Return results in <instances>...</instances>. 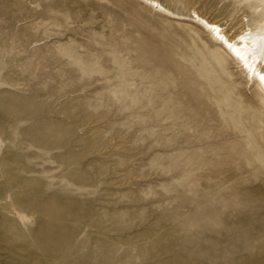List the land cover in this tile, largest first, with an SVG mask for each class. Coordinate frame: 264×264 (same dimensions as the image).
<instances>
[{"label":"rangeland","instance_id":"1","mask_svg":"<svg viewBox=\"0 0 264 264\" xmlns=\"http://www.w3.org/2000/svg\"><path fill=\"white\" fill-rule=\"evenodd\" d=\"M233 35L264 0H156ZM139 0H0V264H264V99Z\"/></svg>","mask_w":264,"mask_h":264},{"label":"bare ground","instance_id":"2","mask_svg":"<svg viewBox=\"0 0 264 264\" xmlns=\"http://www.w3.org/2000/svg\"><path fill=\"white\" fill-rule=\"evenodd\" d=\"M162 16L172 19L189 21L197 30L208 34L210 41L218 46L245 75L246 82L255 87V91L264 99V23L252 29L245 25L233 35H226L225 29L219 24L208 21L197 12L192 11L188 16H177L156 0H139Z\"/></svg>","mask_w":264,"mask_h":264},{"label":"snow or ice","instance_id":"3","mask_svg":"<svg viewBox=\"0 0 264 264\" xmlns=\"http://www.w3.org/2000/svg\"><path fill=\"white\" fill-rule=\"evenodd\" d=\"M261 78L264 79V76H262Z\"/></svg>","mask_w":264,"mask_h":264}]
</instances>
